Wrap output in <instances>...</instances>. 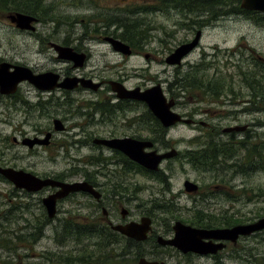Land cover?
I'll return each mask as SVG.
<instances>
[{
    "label": "flooded vegetation",
    "instance_id": "obj_1",
    "mask_svg": "<svg viewBox=\"0 0 264 264\" xmlns=\"http://www.w3.org/2000/svg\"><path fill=\"white\" fill-rule=\"evenodd\" d=\"M129 1L140 4V0H123L124 3ZM138 13L140 14V8ZM36 17L38 25L44 24V21L47 20H42L38 16ZM102 17L90 19L89 22L94 23L98 21L100 24H105L106 26L111 24L117 26V24H120L118 21H107ZM48 19H51V17ZM53 23L58 24L59 22L53 21ZM9 24L11 26L15 25L12 22H9ZM16 30L29 34L37 33V28L33 31L21 30L19 28H16ZM107 35L101 34L96 37L51 35L38 37V42L40 44V51L46 55L49 54L56 61L67 62L70 66L69 68L76 71H80L81 67H74L71 60L60 57L58 53L59 47H69L75 52L83 53L85 56L84 65L92 55V47L88 45L90 39H96L99 44H104L116 53L124 56H140V49H143V47L140 48V42H142L140 41V37H127L125 39L115 37L129 46L130 53L123 54L115 50L112 44L105 39ZM168 51V53L171 52L170 49ZM145 55L148 58L150 53H144ZM2 61L7 60L0 58V62ZM8 62L11 64H23L19 63V61ZM179 65H176V67ZM27 66H30L34 72H43L38 71L34 66ZM8 69L12 71L14 68L9 67ZM45 71L56 72L58 74L57 83L63 77L73 76L96 80L94 75L85 72L69 71L68 68L59 71L55 68L46 69ZM177 74L178 70L175 69L173 80L171 84H167L166 88L159 81L162 83V89L166 97L173 99L172 110L180 114L183 119L168 126L163 125L140 99L120 98L109 83L111 79L97 80V82H100V86L97 89L85 88L79 84L74 88L66 89L61 85L55 84L51 90L37 89L28 80H21L14 90L7 93L0 91V141H5L9 138L12 144L26 145L32 149L33 146H29V140H33L34 137L41 139L46 134H50L49 138L45 140L47 143L45 141L40 143L36 140L34 144L37 147L48 148L57 144L53 143V139L56 134L62 133L63 138H69L73 141L71 145L78 143L85 144L88 141L93 143L94 139L131 138L151 141L152 145L144 148L146 152L154 150L157 153H163L175 149L176 154L174 156L163 159L156 169H150L139 163L136 165L126 163L120 160L124 154L119 150L106 148L94 143L99 149L104 148L111 151L113 154L111 159L114 160L113 163H106L105 165L94 164L98 169L90 171L88 176L90 185L100 193V198L96 200L89 193L74 192L64 198L58 199L54 218L46 220L43 227L52 223L59 214L58 205L60 201L68 199L75 194H82L95 200L94 202H96L97 207H93L94 211L100 209L102 213L103 209H105V212L102 213L104 215L103 223L107 224L110 229H112V224L141 222L142 218L149 219V229L147 230L146 237L140 241L130 238L132 240L129 244L134 243L135 246L133 247L142 252V255L139 257L164 261L166 263H177L168 262V258L171 256V252H173L182 258V261L179 263L183 264H192L190 261L192 257L205 258L207 262L213 264H222L226 258H230L232 255L240 261L259 264L264 261V253L259 248V245L264 243V228L249 235H239L236 240L221 241L216 238L202 237V241H200L202 243H224L222 249L207 254H199L191 250L181 251L172 245L161 243L158 240L159 236L163 239H170L175 235L173 225L176 221L206 229L224 228L234 225L227 226L223 223L224 213L220 209V203L224 198L247 204H255L258 200L264 199V197L258 198L255 185L251 184V181L249 183H245L244 180H241L240 183L234 181L235 173L244 175L250 173L254 175L257 172L264 171V92L256 93L255 86L246 85L245 88L246 90L248 89V93L243 95L238 85L207 83L205 82L207 80L204 78V82L202 83H187L183 86L175 81ZM115 80L123 83L127 89L138 88L139 91L140 89L144 90L152 86L140 85V81L134 85H128L122 76L117 77ZM33 90H35L34 96H36V101L32 99ZM56 91H59L61 95H58ZM257 96H261V98L257 99ZM52 100H55L57 103L66 104L67 107L64 111L67 113L65 116L59 118L48 116L47 104ZM241 102L248 106L244 107L242 111L248 114L255 113L256 111L261 116H253L249 121H243L240 117L241 110L236 108ZM188 105H191L190 109L187 108ZM38 108H40V111ZM36 110L39 116L46 118L45 125L32 124L31 118L33 112H36ZM16 112H19L22 118L13 121L11 113L14 115ZM149 113L152 114L153 118L149 116ZM55 118L60 119V130L54 129L53 123ZM179 124L187 125L192 131V136L188 139L192 141L191 148H187L184 152L178 150L168 138L170 129ZM8 128H11V130L2 133ZM8 154L6 151L0 150L1 167L21 169L33 173L42 179L56 178L61 181H74L67 174L71 171L70 169L66 173L55 175L48 172L39 173L29 165H18L14 162V160H17L16 155L12 154L8 157ZM172 160L186 161V164L180 166H187L193 171L201 173L203 177L184 178L182 183L183 188L175 192L171 188V180L175 175L172 165L167 163L165 169L160 167L164 161ZM110 164L111 166L109 167ZM73 170L77 169L74 168ZM224 171L232 172L230 179L223 175ZM102 172H105V174ZM140 177L144 179L146 187L150 188L149 197L142 201V203H140V192L142 191V189L140 190ZM202 178L205 179L204 182H202ZM186 180L196 184L195 191H188L186 189L184 185ZM0 181L12 186V195L7 197V203L10 207L0 211V216H4L7 219L3 223L6 225L7 221H10L9 218L13 219L8 214L18 212L20 219H27L22 213L24 211H31L33 202L42 203V199L45 196L53 194L59 189V187L50 186H45L36 191L18 188L4 179L1 174ZM39 194L41 196H34ZM182 194L193 199L194 206L191 210L195 211L191 215L186 214L184 217L183 215H178L173 209L174 203L172 200ZM167 195H170V197ZM135 202H138L136 207ZM198 204L202 205V209H197ZM171 205L173 206L171 207ZM121 210L126 211L125 217H122ZM42 211L45 215L47 214L44 206ZM118 215H120V218ZM262 216H264V208L260 212L254 213L253 211V214L249 217H245V215L237 217L242 218L243 221L236 224L252 223ZM82 218L85 219L81 216H78L76 219ZM72 219L71 217L68 219L60 218L51 227L55 229L57 224L64 230L62 223L71 225ZM4 231L10 232L5 227ZM72 231L80 232L76 228L72 229ZM14 232L16 230L12 229L11 233ZM12 256V253H9L5 258L12 260ZM0 260L4 261L1 257ZM21 261L22 257L19 256L15 263L22 264Z\"/></svg>",
    "mask_w": 264,
    "mask_h": 264
},
{
    "label": "rangeland",
    "instance_id": "obj_2",
    "mask_svg": "<svg viewBox=\"0 0 264 264\" xmlns=\"http://www.w3.org/2000/svg\"><path fill=\"white\" fill-rule=\"evenodd\" d=\"M42 5L45 7L43 15L46 21L44 24H37V33L29 34L17 31L14 26L9 24V19L5 17L10 11L9 7H0V58L7 61H19L27 65L36 67L38 71H45L46 69L65 70L73 72H85L94 75L97 80L116 79L123 77L126 84L134 85L140 81V85L150 86L156 82L161 81L164 87L173 80L175 69L178 73H184L188 69L195 70L196 72H203L204 76L210 78H218L221 83L226 85H238L240 92L246 95L248 92L245 88L246 84L243 83L240 75L241 69L252 68L257 65V60L264 62V26L254 22V18L245 15H227L221 16L212 24L202 28V36L198 46L192 52L185 55L182 63L179 66H171L164 62L167 53L177 47L183 41L189 39L190 41L196 29H190L184 26V22L191 25V21L187 18L188 13L181 11L174 6H166L165 9L160 8V5H153L152 3H159V0H140V4L134 1L123 2V0H41ZM144 4L146 11L138 13L139 5ZM156 6V8H154ZM128 8L129 12L124 10ZM133 10V11H132ZM103 16V17H102ZM51 19H48L50 18ZM111 19L122 23L124 20H136L140 18V25L146 29V40L140 42V56L134 55L131 57L124 56L116 53L111 48L104 44H99L97 40L90 39L89 46L92 47V55L80 71L69 68V64L63 61H56L40 51V44L38 37H47L51 35H75V36H88L96 37L97 35H106L112 33L113 29L117 26L111 24L109 27H102L101 25L95 26L97 22H90V19L100 18ZM59 23H53V21ZM37 35V36H36ZM185 41V42H188ZM144 53H150L148 58L144 57ZM258 56V57H257ZM261 57V60L259 59ZM140 74V77H139ZM33 101H36L34 96L35 90L32 91ZM61 95L59 91H56ZM76 94V93H74ZM243 101V100H242ZM66 104L57 103L55 100L47 104V111L49 117H63L67 112ZM191 105L187 108L190 109ZM244 107H248L241 102L236 108L241 110L240 117L244 121H249L253 116H261L260 113H251L242 111ZM40 111V108H38ZM15 115V116H14ZM11 113L13 121L22 118L19 112ZM68 115V114H67ZM32 124L45 125L46 118L39 116V113L33 112ZM34 129V128H33ZM11 130L8 128L2 133ZM1 135V134H0ZM61 134H56L53 139L54 144L51 147H37L33 146L32 149L26 145L12 144L8 138L5 141H0V150L6 151L8 157L15 154L17 160H14L18 165L31 166L39 173L59 174L66 173L68 169L69 176L72 180H82L90 174V171L98 169L89 160L92 157L101 155L102 158L112 157V152L104 148H97L94 142L78 143L71 145L73 141L69 138H63ZM192 131L185 124H179L170 129L168 138L175 145V147L184 152L187 148H191ZM64 144V145H62ZM90 160V161H91ZM114 161V160H112ZM113 163V162H108ZM167 163L172 165L174 169V177L171 180V188L175 192L183 188V179L188 177L193 179L197 176L203 177L199 172L193 171L187 166L181 167L180 165L186 164V161H164L161 168L165 169ZM111 164L109 165V167ZM76 168L77 170H73ZM228 179L232 175L231 171H224ZM234 181L240 183L244 180L245 183L255 185L256 194L258 198L264 197V171L257 172L254 175L250 173L244 175L235 173ZM205 179L202 178V182ZM140 203L150 195V188L146 187L145 181L140 177ZM12 186L0 181V211L6 210L10 205L7 203V197L11 196ZM34 196H41L34 195ZM170 197V195H167ZM174 206L173 209L178 215L192 214L195 212L191 210L194 206L192 198L182 194L176 199H172ZM95 200L89 196L82 194H75L68 199L60 201L58 208L59 214L55 220L47 226H42L41 233L36 241L27 242L17 241L15 249H6L0 246V264H18V256L15 254L21 253L22 264H48L49 258L55 260L57 257H64L67 251L73 250V255L88 244L91 250L93 243L88 237L82 240L67 239L65 233H62L61 226L56 224L55 229L51 225L60 218H77L78 216L85 219L78 220H96L97 215H100L101 210H93L96 208ZM135 207L138 202H135ZM23 206V205H22ZM201 204H198L197 209H202ZM264 208V199L258 200L255 204L239 203L236 201L226 200L225 198L220 203V209L227 217L235 215V218L245 215L251 216L256 212H260ZM42 203L33 202L31 211H24L22 215L27 219H20L18 212L8 214L13 217L12 221H7L6 224H0V233L4 237H9L6 230L12 232L30 233L32 225L36 224L44 214ZM6 213V212H5ZM17 216V217H16ZM120 218V215H118ZM39 219V220H38ZM3 223L6 221L4 219ZM26 228V229H25ZM22 229V230H21ZM4 242V241H3ZM27 245V246H25ZM91 247V248H90ZM116 247V246H115ZM260 250L264 253V243L259 245ZM131 252L126 256L127 264L137 263L136 247L131 249ZM102 251H100L101 253ZM9 253H12V260L5 258ZM97 253V252H94ZM99 253V252H98ZM233 254V252H232ZM95 255V254H93ZM168 262H181L182 258L177 254L171 252ZM192 264H213L207 262L205 258L192 257L190 260ZM91 262H78L76 264H85ZM61 264V263H56ZM222 264H253L249 261H240L238 258H226ZM259 264H264L262 261Z\"/></svg>",
    "mask_w": 264,
    "mask_h": 264
},
{
    "label": "water",
    "instance_id": "obj_3",
    "mask_svg": "<svg viewBox=\"0 0 264 264\" xmlns=\"http://www.w3.org/2000/svg\"><path fill=\"white\" fill-rule=\"evenodd\" d=\"M240 5L247 10H254L260 13H264V0H241ZM8 19L14 22L18 28L34 30L35 25L33 22L37 21V18L33 15H29L23 12H14L8 14ZM201 37V29L197 30L193 38L188 41L179 44L175 47L166 57L165 62L169 65H177L181 63L182 58L191 52V50L198 44ZM113 48L124 54H129V46L112 36H106ZM59 47V46H58ZM59 56L73 61V66H82L84 64L85 56L83 53L73 51L69 47H59ZM147 57V55H145ZM13 66L14 69L10 71L8 68ZM57 75L51 71H46L38 74H34L30 68L23 65H12L8 62H0V91L10 92L14 90L16 84L21 80H28L35 86L41 89H50L53 86L61 85L65 88H73L77 84L84 87H91L97 89L100 82H94L91 79L81 77H65L60 83H57ZM112 88L121 98H133L143 101L153 115L165 126L171 125L179 120H183L180 114L174 112L171 107L173 105V99L167 100L163 93V89L160 84H155L144 90L138 88L128 90L124 85L118 81L110 80ZM60 120L54 119V128L59 130ZM244 128V127H241ZM50 134H46L44 139H39L38 142H43L49 138ZM35 139L29 141V145L32 146ZM94 143L105 145L112 149H117L125 154L129 159L139 163L150 169H156L159 163L165 159L172 157L176 154V150L172 149L167 152L157 153L156 151L146 152L145 147H150L152 142L149 140H137L131 138L123 139H94ZM47 143V141H45ZM0 174H2L7 180L12 182L15 187L24 188L27 190H38L44 186L59 187V189L53 194H49L44 197L42 202L45 206L47 215L52 218L56 212V202L58 199L64 197L70 192L74 191H86L92 194L95 198H99L100 194L95 191L87 181L77 182H64L54 178H39L36 175L25 172L21 169H13L9 167L0 166ZM184 185L188 191H195L196 184H193L189 180L184 182ZM105 212V209H103ZM126 211L121 210L122 217L125 216ZM148 218H142L141 222H129L126 224H112L111 228L119 233L136 239L138 241L143 240L146 237L147 230L149 229ZM175 235L170 239H163L161 236L158 240L161 243L169 244L181 251H194L200 254H207L215 252L218 249L223 248L222 243L211 244L202 241V237L216 238L222 240H236L238 235L251 234L255 231L264 228V216L257 221L248 224H236L231 227L206 229L200 227H193L188 224H184L180 221H176L173 225ZM210 244V245H209ZM208 245V246H207ZM86 264H93L87 262ZM136 264H180V263H166L164 261L149 260L145 257H139Z\"/></svg>",
    "mask_w": 264,
    "mask_h": 264
},
{
    "label": "trees",
    "instance_id": "obj_4",
    "mask_svg": "<svg viewBox=\"0 0 264 264\" xmlns=\"http://www.w3.org/2000/svg\"><path fill=\"white\" fill-rule=\"evenodd\" d=\"M240 2L241 0H159V3L155 2L152 4L160 5V8L162 9H165L166 6L172 5L179 8L181 11H185L188 13L187 18L191 21V25H188L185 22L183 24L188 28L190 27V29H198L208 26L221 16L240 14L254 18V22L264 26V14L257 11L243 9L240 6ZM5 6L9 7V11H20L33 14L42 20L45 18V15H43L45 7L42 5L41 0H0V7ZM139 8L141 13L144 14L146 11L144 4L139 5ZM154 8H156V6H154ZM129 10L130 9L126 8L124 11L128 13ZM106 20L111 21V19L108 18ZM102 26L106 28L105 24H102ZM111 34L122 39L127 37H140V41L141 39L145 41L147 31L140 25V18L137 17L136 20H124L122 23L117 24V27L113 29ZM254 67L255 69L249 67L241 69V79L246 85L255 86L256 93L264 92V62L257 60V65ZM203 78L207 80L205 81L207 83H221L218 78H210L204 76L203 72L200 73L190 69L182 74L178 73L175 76V81L184 86L187 83H202L204 82ZM171 82L168 84H171ZM260 98L261 96H257V99ZM149 116L153 118L150 113ZM92 159L93 160L90 158L91 161L89 160V163L105 165L110 162V158H102L101 155L92 157ZM120 160H123L126 163L137 164L124 155H122ZM102 173L105 174V172ZM85 179L89 180V177H86ZM2 219L7 220L4 216H0V224H3ZM39 219L36 224L32 225L30 233L26 232L23 234L21 232H7L9 233V237H4L0 233V246H4L6 249H15L17 247V241L25 240L26 244L30 241H36L41 233L44 222L48 220L45 214H42V217ZM101 219H103L102 216H97L96 220L87 221L77 220L73 217L71 225H67L63 222L62 226L64 230L62 229V233H65L67 239L70 238L79 241L88 237L93 242L90 243L92 248L90 247L91 250H89L88 244L83 245V247L76 253V256L73 255V250H69L64 257H57L55 260L49 258L50 262L48 264H76L88 260H91L93 264H127L126 256L133 252L131 249L135 246L134 243L129 244L132 239L126 238L120 233L111 230ZM9 220V222L12 221L10 218ZM222 220L227 226L243 221L242 218H235L234 215L230 217L224 215ZM74 228L78 229L80 232H73L72 229ZM100 251L102 252L100 253ZM15 254L18 257L21 255V253L18 254L17 252H15ZM139 255H142V252H137V256Z\"/></svg>",
    "mask_w": 264,
    "mask_h": 264
}]
</instances>
